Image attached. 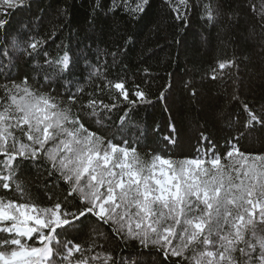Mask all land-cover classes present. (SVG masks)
Instances as JSON below:
<instances>
[{"label": "snow or ice", "instance_id": "1", "mask_svg": "<svg viewBox=\"0 0 264 264\" xmlns=\"http://www.w3.org/2000/svg\"><path fill=\"white\" fill-rule=\"evenodd\" d=\"M179 5L184 11L173 9L175 19L187 23V0H179ZM101 7L97 0L95 8ZM121 7L135 18L151 4L150 0H112L108 11ZM30 8L27 0H0V31L6 37L0 44V60L7 61L3 66L9 70L14 67L7 38L14 37V49L23 38L21 50L28 59L43 60L37 66L49 90L34 88L28 76L19 81L6 77L8 82L0 84V154L8 171L0 177V187L10 189L8 181L16 174L12 161L20 158L43 164L49 177L67 186V197L42 206L31 201L19 183L17 197L0 196V224L4 225L0 264H53L54 258L58 264H124L110 252L92 255L95 245L84 248L67 240L66 234L78 231L76 226L88 216L108 226L121 241L154 248L170 264H264V153H241L237 144L226 141L223 157L238 154L241 159L222 165L215 144L202 135L204 151L198 149L194 157L153 154L145 160L123 136L116 142L115 133L106 139L91 131L84 115L95 118L98 108L111 113L121 105L116 97L106 104L91 93L86 103H78L83 89L66 91L67 104L53 94L54 82L72 85L70 77L79 59L63 45L55 56L44 51L46 40L35 33L34 17L24 15ZM213 12L211 3L203 5L202 18L211 21ZM105 54L115 62L120 52ZM234 64L233 60L219 62L218 68ZM114 87L126 102L125 109L154 103L139 86L132 93L135 99L129 98L123 81ZM159 99H166L165 92ZM243 108L245 133L264 134V109L257 114L247 104ZM119 120L124 122L118 128L122 132L128 116L121 115ZM170 130L174 132L175 126ZM165 140L176 143L172 137ZM68 198L79 206L70 205ZM61 236H65L63 242Z\"/></svg>", "mask_w": 264, "mask_h": 264}, {"label": "trees", "instance_id": "2", "mask_svg": "<svg viewBox=\"0 0 264 264\" xmlns=\"http://www.w3.org/2000/svg\"><path fill=\"white\" fill-rule=\"evenodd\" d=\"M27 2L31 8L24 15L34 17L35 33L46 40L44 51L55 56L63 45L79 59L70 77L72 85L64 80L54 82L50 85L53 94L67 104L66 91L83 89L78 93V103H86L91 93L106 104L116 97L115 102L121 105L111 113L98 108L95 118L84 115L85 126L91 131L106 139L115 133L116 142L123 136L145 160L153 154L173 159L194 157L198 149L204 151L202 135L215 144L222 165L241 159L238 154L223 157L228 150L226 141L237 144L241 153H264V134L245 133L247 113L243 108L247 104L257 114L264 109V0H187V23L175 19L173 9L184 11L179 0H150L148 11L135 18L123 7L108 11L112 0H99L102 7L98 9L97 0ZM208 3L214 9L211 21L202 18L203 5ZM5 39L0 31V44ZM7 39L15 66L9 70L3 66L7 61L0 60V84L8 82L6 77L19 81L28 76L34 88L48 91L44 73L37 66L43 60L28 59L21 50L23 38H19L21 43L16 49L11 46L14 37ZM118 50L115 62L112 55L105 54ZM228 60H233L234 66L218 68L219 62ZM213 74L218 78L213 80ZM121 81L130 99H135L132 93L139 86L154 103L125 109L126 102L114 87ZM161 92H165V100L159 99ZM121 115L128 116L122 132L118 131L124 123L119 120ZM171 125L175 126L174 132ZM166 136L172 137L175 145L165 140ZM4 161L0 154V177L8 175ZM12 165L16 174L8 181L10 189L0 187V196L17 197L19 183L31 201L42 206L67 197V186L49 177L43 164L17 158ZM68 203L79 206L72 198ZM76 227L78 231L66 234L67 240L84 248L95 245L92 254L110 252L124 264H170L154 248L141 249L136 242L116 238L93 216ZM60 240L63 242L65 236ZM53 264H58L55 258Z\"/></svg>", "mask_w": 264, "mask_h": 264}, {"label": "rangeland", "instance_id": "3", "mask_svg": "<svg viewBox=\"0 0 264 264\" xmlns=\"http://www.w3.org/2000/svg\"><path fill=\"white\" fill-rule=\"evenodd\" d=\"M25 140H26V138H25ZM203 152V151H202ZM2 227H4V225H2V224H0V228H2ZM95 254V253H94ZM94 254H92V255H94Z\"/></svg>", "mask_w": 264, "mask_h": 264}]
</instances>
